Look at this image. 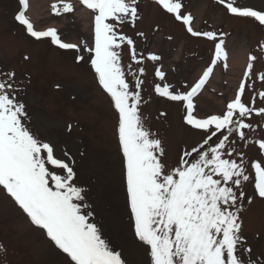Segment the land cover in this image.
I'll return each mask as SVG.
<instances>
[{"label": "snow or ice", "instance_id": "6c2138e0", "mask_svg": "<svg viewBox=\"0 0 264 264\" xmlns=\"http://www.w3.org/2000/svg\"><path fill=\"white\" fill-rule=\"evenodd\" d=\"M78 2L91 16V43L65 42L55 26L38 28L29 15L30 0H18L14 19L36 41L49 39L62 50H74L77 62L88 55L117 113L130 226L146 247L149 264H264V259L253 258V249L243 236L241 215L245 203L264 199V128L258 137L253 135L261 126L254 118L264 121V71H255L258 56L248 54L233 96L218 111L201 115L196 98L218 66H229L227 33L197 30L195 17L185 10L183 0H154L191 37L214 44L210 63L198 78L180 88L166 81L163 65L155 67L159 82L154 83V93L181 103L184 124L200 135L175 165H169L162 140L145 127L141 113L146 102L142 96L145 60L157 64L162 57L152 52L145 57L137 51L136 41L123 32L125 25L134 29L141 19L140 0ZM216 3L232 17L264 26V8L237 0ZM50 9L56 17L76 10L72 0H53ZM135 35L143 37L144 33ZM125 49L127 64L123 62ZM259 50L264 54V41ZM22 92L14 71L0 73V190L66 255L67 264H127L122 252L104 236L88 202V190L76 182V161L67 151L58 156L51 141L32 131L26 105L19 98ZM250 145L257 150L255 158L244 151ZM248 184L254 187L251 195L245 191Z\"/></svg>", "mask_w": 264, "mask_h": 264}, {"label": "rangeland", "instance_id": "374dc122", "mask_svg": "<svg viewBox=\"0 0 264 264\" xmlns=\"http://www.w3.org/2000/svg\"><path fill=\"white\" fill-rule=\"evenodd\" d=\"M53 0H35V17L29 15L38 28L55 26L65 42L93 40L89 12L72 0L75 12L56 17L51 14ZM238 3L264 8V0H237ZM186 11L195 17L197 30L227 33L225 47L229 54L228 68L222 65L220 75L213 77L205 90L208 96L196 103L201 115L218 111L233 96L246 66L245 53L258 56L255 71H264V54L259 50L264 41V26L251 19L235 18L226 13L216 0H183ZM30 5L32 1L30 0ZM18 0H0V73L14 71L23 88L19 98L25 103L32 131L45 141H51L58 156L67 151L76 161L77 183L88 190V202L102 227L104 236L120 250L127 264H149L146 247L132 231L126 205V190L122 158L116 134L117 113L111 98L99 85L88 55L77 62L74 50H62L49 39L36 41L15 21ZM141 19L133 29L125 25L123 32L131 36L137 51L146 57L152 52L162 57L153 64L145 60L146 75L141 105L145 127L156 133L165 148V162L175 165L182 151L200 140L198 131L183 122L181 103L157 96L154 83L155 67L163 65L166 81L180 88L193 82L210 63L214 44L205 38H194L170 14L160 9L154 0H140ZM143 32V37L135 35ZM168 37H171L169 39ZM27 57V59H25ZM127 64V49L123 53ZM260 88V82L257 81ZM181 90H183L181 88ZM250 95V94H249ZM165 113L166 115H161ZM254 136L261 134L264 121ZM246 156L255 158L257 150L250 145ZM251 195L252 184L245 187ZM242 232L253 249L254 259H264V199L245 203L242 212ZM0 264H67V257L33 226L27 216L6 193L0 190Z\"/></svg>", "mask_w": 264, "mask_h": 264}, {"label": "bare ground", "instance_id": "6f19581e", "mask_svg": "<svg viewBox=\"0 0 264 264\" xmlns=\"http://www.w3.org/2000/svg\"><path fill=\"white\" fill-rule=\"evenodd\" d=\"M31 1H32V5H31V7H30L29 12H30V14H32L31 16L35 17V9H36L35 5H36V4H35V0H31ZM245 58L247 59V53H245ZM219 75H220L219 71L216 70V71L214 72L213 77H218ZM213 77H212L211 79H213ZM209 83H211V80H210ZM203 96H208V97L212 98V96L208 94L207 90H204V91H203V93L201 94V96L198 97V100H200L201 97H203ZM231 97H232V96H231ZM221 104H224V102H222Z\"/></svg>", "mask_w": 264, "mask_h": 264}]
</instances>
